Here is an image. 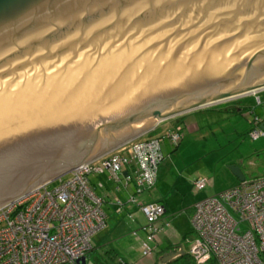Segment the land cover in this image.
<instances>
[{"label":"water","instance_id":"1","mask_svg":"<svg viewBox=\"0 0 264 264\" xmlns=\"http://www.w3.org/2000/svg\"><path fill=\"white\" fill-rule=\"evenodd\" d=\"M262 88L264 0H0V207Z\"/></svg>","mask_w":264,"mask_h":264},{"label":"built area","instance_id":"2","mask_svg":"<svg viewBox=\"0 0 264 264\" xmlns=\"http://www.w3.org/2000/svg\"><path fill=\"white\" fill-rule=\"evenodd\" d=\"M259 123L253 115L251 140L264 135ZM181 135L176 125L159 136L129 140L75 166L54 184L38 185L1 206L0 264H79L91 248L92 235L105 226L103 205L108 201L117 213L124 205L137 207L143 217L138 228L143 234L140 254L150 255L164 208L140 196L155 182L163 158L161 141L175 145ZM126 166H132L130 172ZM101 175L115 191L132 186L125 200L115 194L107 198L102 181L97 180ZM204 182L196 178L193 184L202 189ZM127 216L133 220L131 214ZM189 222L193 236L187 254L192 264H264V175L195 201ZM130 233L135 236L136 230Z\"/></svg>","mask_w":264,"mask_h":264},{"label":"rangeland","instance_id":"3","mask_svg":"<svg viewBox=\"0 0 264 264\" xmlns=\"http://www.w3.org/2000/svg\"><path fill=\"white\" fill-rule=\"evenodd\" d=\"M255 97L259 98L260 103H256ZM241 104L249 107L245 114L215 110L213 105L187 111L179 122L182 134L180 140L175 145L166 139L161 141L163 158L157 165L156 185L150 189L151 194L155 192V186L161 187L160 192L164 193L168 206V213L161 225L163 231L161 228L155 237L158 249L173 242H179L186 248L187 243L180 242V235L189 232L187 218L191 212L190 206L197 200L235 186L239 181L230 171V166H236L246 180L264 175V135L254 140L248 136L251 117L264 118V92L241 96ZM163 121L139 138L158 136L170 125L172 130L173 125L178 123L170 118ZM196 178L205 180L202 189L194 187ZM55 182L56 179L50 184ZM107 204L103 206L106 224L91 237L95 248L90 251V255L96 261L88 264H100L99 256L106 249V245H99L103 239L108 240L107 246L121 257L125 255L133 260L145 257L139 249L142 238L138 230L140 224L131 222L123 213H112L111 203ZM132 230H136L135 236L130 234ZM182 261L190 262V258L180 257L175 262L181 264Z\"/></svg>","mask_w":264,"mask_h":264},{"label":"crops","instance_id":"4","mask_svg":"<svg viewBox=\"0 0 264 264\" xmlns=\"http://www.w3.org/2000/svg\"><path fill=\"white\" fill-rule=\"evenodd\" d=\"M256 92H258V94H261V93L264 92V88H262V89H260L258 91H255L254 93H256ZM254 93H250V94H254ZM246 95H248V94H246ZM255 101H256V103H260L259 98H256L255 97ZM212 105L216 108L215 110H219V111L221 109L224 110L225 108L232 109V112H229V113L238 112V113H241V114H245V111L247 109L249 110V107L243 106L241 104V96L235 97L233 99H229V100H226V101H222V102H219V103L211 104V106ZM181 116H182V114L177 115V116L170 117L171 120H174V121H177L178 122V123H175L173 125V127L176 126V125H180L179 122L181 121V119H180ZM162 122H164V121L162 120ZM162 122L159 121L153 128L155 129ZM262 124H264V118H261L260 119L259 126H262ZM171 128L172 127L170 125L169 128L165 129L162 133H164L165 131L166 132L169 131ZM182 129H183V126H182ZM162 133H160V134L158 133V134L161 135ZM166 145L169 146L168 143ZM131 169H132V166H126L125 167V170L127 172H130ZM97 180H101L102 181V185H103L104 189L107 191V194H108V197L107 198L108 199H109V196H112L113 194H115L119 199L125 200V198L127 197V194L132 189V186L131 185H128L126 187H121V188H119V190L115 191L112 188L113 185L111 184V182L105 180L103 175L97 177ZM154 185H156V179H155V182H154V184H153V186L151 188H153ZM150 189L147 190V191H144L141 194L140 198L144 202L156 201V202H158V203H160V204L163 205L164 212H163V215L160 217L161 218V221L159 220L160 223L158 222V225H157V226H159L161 228V225L164 223L163 222V220H164L163 218H164V216H166V213H168V206L165 203L164 193H161L160 192L161 187L155 186V192H152L151 194H150ZM107 203L108 202H106L103 206H105ZM109 205L112 206V208H111V209H113L112 210V213H114V214H122L123 213V214L126 215L127 218H128L127 215L128 214H131L133 216V220H130L128 218L131 222H135V223L137 222V224H141L143 222L142 214L138 211L137 207L135 205H133V204L124 205V207L122 208V210L119 213L115 212L114 206L112 204H109ZM190 210H191V212L188 214V218H187V221H188L189 227H190L188 229L189 232H186V233L184 232V234L182 233L180 235V242L181 241H185L187 243L186 248H183L180 245L179 242H177V243L176 242H173V243H168L165 246V248H163V249H158V247H157V241H155V242L152 243L153 251L150 253V255L145 256L143 258H139L137 260H133V259H131L129 257H125V255H124V257H121V256L117 255L116 252L114 251V249L112 247H108L107 246L108 240L103 239V241L99 245L102 244V245H104V247L106 245V249L102 252V255L99 256V258L101 259L100 264H178L175 261L178 260V258L181 255H186L187 258H190L189 255L187 254V248H188V241L193 236V231L191 229L190 222H189V218H190V215L192 213V205L190 206ZM103 211H104V209H103ZM105 219H106V214H105ZM167 222H169V221H167ZM163 228H162L161 231H163ZM163 233H165V231ZM142 236H143V234H142ZM94 248L95 247L91 243L90 250L87 251L85 253L84 257H83V263L84 264H88L89 262L90 263H92V262L95 263L96 258L95 257L92 258L91 255H90V251H92ZM168 252H175V254L174 255H171L168 258H166L165 257V254L168 253ZM179 252H182V253L180 255H178L177 253H179ZM162 259H165V262L164 263L162 262ZM190 264H192L191 258H190Z\"/></svg>","mask_w":264,"mask_h":264},{"label":"trees","instance_id":"5","mask_svg":"<svg viewBox=\"0 0 264 264\" xmlns=\"http://www.w3.org/2000/svg\"><path fill=\"white\" fill-rule=\"evenodd\" d=\"M225 111H227V112H232V109H227V108H225L224 109ZM140 226V225H139ZM159 227V226H158ZM139 228V227H138ZM162 228V227H161ZM161 228L159 227V230H161ZM139 230V229H138ZM158 230V231H159ZM140 231V230H139ZM131 232V231H130ZM158 233V232H157ZM155 237H156V235H155ZM156 241V238L154 239V242ZM184 256H186V255H181L180 257H183L184 258ZM179 257V258H180ZM181 264H190V262L188 261V262H182Z\"/></svg>","mask_w":264,"mask_h":264}]
</instances>
